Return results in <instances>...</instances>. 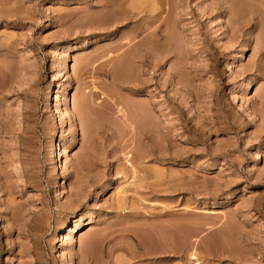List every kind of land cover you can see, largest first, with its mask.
<instances>
[{"label":"rangeland","instance_id":"obj_1","mask_svg":"<svg viewBox=\"0 0 264 264\" xmlns=\"http://www.w3.org/2000/svg\"><path fill=\"white\" fill-rule=\"evenodd\" d=\"M239 2L0 0V264H264V6Z\"/></svg>","mask_w":264,"mask_h":264},{"label":"bare ground","instance_id":"obj_2","mask_svg":"<svg viewBox=\"0 0 264 264\" xmlns=\"http://www.w3.org/2000/svg\"><path fill=\"white\" fill-rule=\"evenodd\" d=\"M231 1H233V0H231ZM238 1H240V2L243 1L242 4H245L246 7H250V9H251V7L254 6V3L251 2L252 0H250V1H249V0H242V1H241V0H238ZM236 2H237V1H236ZM240 2H239V6H238V3H236V5H235V3H233V4H234V6H238L239 8H241V7H240ZM253 2H254V1H253ZM258 2H259V5L262 4V6H264V0H258ZM125 4H126V3H125ZM242 6H243V5H242ZM238 7H237V8H238ZM244 9H245V8H244ZM254 9H255V8H254ZM239 10H240V9H239ZM240 11H241V10H240ZM258 15H259V14H258ZM135 35H136V34H135ZM130 43H131V42H130ZM118 61H119V60H118ZM124 65H125V64H121V65H120L122 69H124ZM118 71H120V70H118ZM121 71H122V70H121ZM121 71H120V72H121ZM57 93H58V92H57ZM88 95H89V94H88ZM91 97H92V96H91ZM95 97H96V96H95ZM86 98H87V97H86ZM86 98H85V100H86V102H88V104H89V100H87L88 98H87V99H86ZM83 101H84V100H83ZM84 102H85V101H84ZM86 102H85V103H86ZM99 103H100V102H99ZM75 104H76V105H75V108H76V109H79V108H78V107H80L79 102H78V103H75ZM88 104H87L86 106H88L87 108L90 109L91 107H90ZM92 106H93V105H92ZM66 108H67V107H66ZM66 108H65V112L67 113L69 110L67 111ZM83 109H84V108H83ZM91 109H92V108H91ZM77 111H78V110H77ZM84 111H85V110H84ZM88 112H89V111H88ZM91 112H92V110H91ZM60 115H62L61 112H60ZM60 149H61V148H60ZM56 152H57V151H56ZM63 166H64V165H63ZM103 238H104V237H103ZM99 241H100V240H99ZM101 241H102V240H101ZM102 243H103V242H102ZM105 244H106V243H105ZM112 244H113V243H112ZM89 249H90L91 251L94 249L93 243L90 244ZM95 250H96V249H95ZM91 251H90V252H91ZM95 252H96V251H95ZM104 252H105V251H104ZM82 253H83V252H82ZM114 253H115V252H114ZM98 256H99V255H98ZM88 258H89V257H88ZM87 263H88V262H87Z\"/></svg>","mask_w":264,"mask_h":264}]
</instances>
